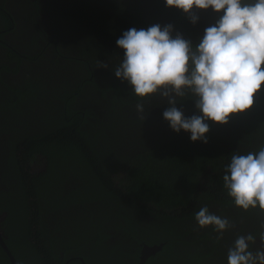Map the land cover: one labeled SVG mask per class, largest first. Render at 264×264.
<instances>
[{"label":"trees","instance_id":"obj_1","mask_svg":"<svg viewBox=\"0 0 264 264\" xmlns=\"http://www.w3.org/2000/svg\"><path fill=\"white\" fill-rule=\"evenodd\" d=\"M130 1L135 22L142 0ZM100 4L87 0L76 16L63 17L90 23ZM157 15L150 19L157 21ZM170 15L179 28L186 19L175 7ZM94 35L73 45L72 55L55 50L54 83L48 70L34 67L16 84L4 83L0 93V229L16 264H127L125 259L134 258L128 251L145 241L165 243L146 264H227L228 249L244 229L255 236L261 231L252 227L264 225V212L235 206L223 187L231 156L264 146V86L253 107L231 114L225 126L209 119L207 143L193 142L190 132L177 133L169 123L158 134L140 136L134 131L138 121L127 110L142 100L115 76L119 65L110 66V53ZM36 58L41 62V55ZM60 61L83 69L64 70ZM6 69L0 66V72ZM19 69L18 64L12 73ZM149 97L145 104H151ZM149 99L157 105L156 98ZM195 99L188 93L175 106L183 107L185 117L202 115ZM36 165L45 167L35 173ZM205 205L230 222L221 239L212 227L188 236ZM250 244L254 252L261 249L258 242ZM213 250L219 251L214 257ZM0 264H11L1 245Z\"/></svg>","mask_w":264,"mask_h":264},{"label":"clouds","instance_id":"obj_2","mask_svg":"<svg viewBox=\"0 0 264 264\" xmlns=\"http://www.w3.org/2000/svg\"><path fill=\"white\" fill-rule=\"evenodd\" d=\"M196 23L198 10L220 14L205 28L193 49L181 34L173 36L171 24L147 29L130 28L117 39L124 57L115 76L131 85L143 100L159 93L171 105L163 112L172 130L190 132V139L207 143V121L227 124L233 113H244L264 86V0H165ZM102 67H107L102 64ZM191 93L202 115L185 117L176 97ZM137 110L143 112V105ZM223 187L235 206L264 212V146L247 154L234 153L225 166ZM199 228L211 226L221 239L231 225L205 205L195 214ZM264 227V225H262ZM264 243V232L260 233ZM252 234L238 236L228 249L227 264H264V249L250 250Z\"/></svg>","mask_w":264,"mask_h":264},{"label":"flooded vegetation","instance_id":"obj_3","mask_svg":"<svg viewBox=\"0 0 264 264\" xmlns=\"http://www.w3.org/2000/svg\"><path fill=\"white\" fill-rule=\"evenodd\" d=\"M86 1L87 0H0V66L7 67L4 72H0V78L3 80V82L0 83V93H3L6 89L4 83L16 84L23 76L30 75L31 72L29 73V71L31 68L35 69L34 67H38L41 70H48L52 76L50 83H54L56 81L54 75L57 76L55 50L58 49L66 55H72V53H75V51H72L73 45L78 47L81 39L91 34H96L94 35L96 36L95 41L102 44L103 51H108V53H110V66H117L120 65L123 60L124 50L117 46L116 41L122 36L124 31L130 28L141 29V26L146 22H148L146 26L159 24L163 27L171 24L173 26V36L179 33L184 39L190 40L194 45H198L203 37L199 35L202 34L201 30L214 24L219 15L222 14L214 13L211 9L198 10L195 13V15L198 16V20L196 23H192L188 15L184 13L186 19H184L182 23H178L180 26L179 28L175 24L177 21L171 18L170 13L172 7L162 9V7L165 6V0H162L163 3L160 4L158 9L154 7L159 5L161 0H142V8L138 9L141 14L135 22L129 17L132 9V2L130 0H101L99 11L97 15L90 20V23L81 21L82 18H80V16L68 20L66 18L64 19L66 14L72 13L76 16L81 4ZM94 1L99 2L100 0ZM156 12L159 13L156 17L157 21L150 19ZM6 18H9L10 21H5ZM143 27H145V25ZM188 32L190 33L189 37H187ZM108 34H110V37H106ZM112 34H114V36H112ZM103 36L105 39H109L110 43L104 44V40L101 39ZM40 55L42 60L38 62L39 59L37 60L36 57ZM44 58L46 60H44ZM17 59L21 61L17 62ZM60 62L64 70L68 67H81V69H83V66L76 65L71 61ZM18 64L20 67L19 72L17 74L12 73V69L17 68ZM61 67L58 66V69ZM92 70L97 81V68L93 67ZM73 81L75 80L73 79ZM130 89H132V87ZM152 95H154V97L149 98H156L157 105L159 104L158 106L155 105L154 99L148 98L147 100H151V104H145L143 100L138 103L143 105V112L137 110L138 104L127 110L132 113L131 118H135L136 121H138V125L135 127L134 131L140 136L150 137L158 134L160 128L166 129V123H169L163 117V112L171 106L168 102V98L161 96L159 93ZM177 98L179 97L175 99L177 100ZM182 108L183 107L179 106L178 109L181 110ZM235 124L242 128V125ZM217 125L225 126L226 124H219L217 122ZM255 127L258 126L255 125ZM231 128L235 129L233 126ZM258 129L259 128H255V131L263 132V130L258 131ZM256 143L257 139H254L253 144ZM44 167L36 165L33 167V172L38 173ZM215 210L213 209L211 212L214 214ZM0 219L2 220V218ZM210 227L211 226L199 228L193 225L189 229L190 232L188 236L190 237V233H193L195 236L201 235ZM253 229H257L258 232H264V227H261V225L259 228L252 227V230ZM235 230L239 232V227H236ZM261 232L254 236L255 242L251 248L256 247L258 242L261 249H264V243L260 240ZM247 233L248 230L244 229L243 235L246 236ZM117 234V238H124V234ZM111 240L114 241L115 239ZM158 245H163L164 247L165 243H160ZM136 246H138V249L128 251L132 252L129 254L134 255V258L130 257L125 259L127 264H142V259H144L143 264H146L150 258L162 251H158L155 255L147 256L144 251L145 247L157 246L156 244L149 246L145 241ZM218 252V250H213L212 257ZM210 259L211 258L208 260ZM153 264L159 263L155 262Z\"/></svg>","mask_w":264,"mask_h":264},{"label":"water","instance_id":"obj_4","mask_svg":"<svg viewBox=\"0 0 264 264\" xmlns=\"http://www.w3.org/2000/svg\"><path fill=\"white\" fill-rule=\"evenodd\" d=\"M0 245L1 247L4 249V251L6 252V254L8 255L10 261H11V264H16V261L13 257V255L11 254V252L9 251L5 241H4V238H3V233L0 229ZM162 247L163 245H157V246H153V247H145L144 251H145V254L147 256L149 255H155L158 251H161L162 250ZM144 263V259H142V264Z\"/></svg>","mask_w":264,"mask_h":264},{"label":"rangeland","instance_id":"obj_5","mask_svg":"<svg viewBox=\"0 0 264 264\" xmlns=\"http://www.w3.org/2000/svg\"><path fill=\"white\" fill-rule=\"evenodd\" d=\"M138 2H140L139 0H137ZM145 24V26H146V24H148V22H146V23H144Z\"/></svg>","mask_w":264,"mask_h":264}]
</instances>
